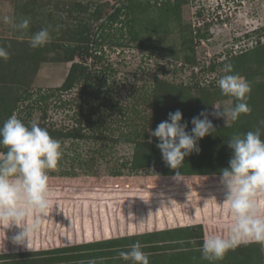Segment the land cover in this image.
I'll return each mask as SVG.
<instances>
[{
    "label": "rangeland",
    "instance_id": "374dc122",
    "mask_svg": "<svg viewBox=\"0 0 264 264\" xmlns=\"http://www.w3.org/2000/svg\"><path fill=\"white\" fill-rule=\"evenodd\" d=\"M176 2L0 0V17L29 20L21 32L0 19L9 53L0 59V127L13 114L36 120L62 153L48 170L51 206L30 248L12 239L21 228L0 223V264H131L119 252L137 241L149 264H264L254 242L215 262L200 251L231 222L220 183L233 154L227 140L264 129V0ZM204 21L209 31L198 39ZM42 28L51 40L34 49L29 38ZM255 37L259 47L239 48ZM225 64L249 82L251 112L229 127L209 116L216 130L198 141L200 151L168 167L150 128L179 109L191 131L212 104L234 106L216 83Z\"/></svg>",
    "mask_w": 264,
    "mask_h": 264
},
{
    "label": "clouds",
    "instance_id": "9594fccd",
    "mask_svg": "<svg viewBox=\"0 0 264 264\" xmlns=\"http://www.w3.org/2000/svg\"><path fill=\"white\" fill-rule=\"evenodd\" d=\"M3 23L11 24L18 31L29 28V20L15 22L8 15L0 17ZM51 40L47 28L32 34L29 44L40 48ZM8 51L0 46V59L7 60ZM224 75L217 81L225 96L234 97V106L223 109L212 104L213 111H201L191 119L193 127L188 131V121L177 109L168 113V119L150 128L151 137L158 138L157 148L162 159L172 169L183 166L185 158L193 151L199 152L198 141L216 130L209 116L224 118L226 127L238 120L241 114L251 112L247 103L251 86L239 74L233 73L232 65L225 64ZM264 129L256 128L243 134H235L227 140L233 150L229 166L221 170L220 183L224 188L222 204L231 216L227 235L212 234L204 237L200 247L202 258L215 262L239 246L258 243L264 252V200L258 193L264 192ZM151 138L149 143H151ZM0 223L6 228L18 226L22 229L13 236L14 243L27 244L30 248L32 234L41 226V217L50 208L48 170L57 167L61 157V143L50 136L36 120L25 124L16 114L11 115L0 127ZM179 176V173L177 174ZM10 225V226H9ZM120 258L131 264H149V255L137 241L127 251L119 252ZM88 264H99L91 259Z\"/></svg>",
    "mask_w": 264,
    "mask_h": 264
},
{
    "label": "trees",
    "instance_id": "16d2710c",
    "mask_svg": "<svg viewBox=\"0 0 264 264\" xmlns=\"http://www.w3.org/2000/svg\"><path fill=\"white\" fill-rule=\"evenodd\" d=\"M181 1H184V0H177V2L175 3L174 7H178L179 6V3ZM119 10H121V8H119ZM197 16H198L199 19L202 17V10L198 11ZM206 23L208 24L209 22H205L204 21V26H198L197 32H196V38L201 39V38L205 37L207 31H209V29L208 30L207 29H204L206 27V25H207ZM251 42H253L252 45H250ZM238 45H239V48L242 47V48H245L246 49L245 51H248V50L255 49V48L259 47L260 40H259L258 37H255L252 40H251V38H249L248 41L247 40H244L243 42L241 41V43H239ZM75 47L78 48L82 53L90 54V52H89L90 46L87 45V44L86 45L79 44V45H77ZM247 47H249V48H247ZM231 48H233V46ZM70 59L73 60L74 58L71 57ZM80 66H81L80 63L75 62L72 65V67H71V71L74 69V67H80Z\"/></svg>",
    "mask_w": 264,
    "mask_h": 264
}]
</instances>
